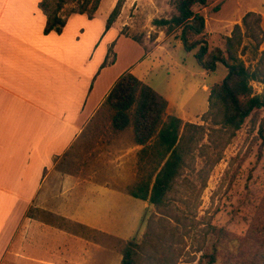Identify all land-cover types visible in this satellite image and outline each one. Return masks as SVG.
<instances>
[{
    "label": "crops",
    "instance_id": "obj_1",
    "mask_svg": "<svg viewBox=\"0 0 264 264\" xmlns=\"http://www.w3.org/2000/svg\"><path fill=\"white\" fill-rule=\"evenodd\" d=\"M41 1L0 0V264H93L97 256L101 264L106 244L53 219L140 240L144 214L154 206L130 195L137 172L124 166L129 160L141 166L144 146L135 142L125 152V130L102 133L94 119L123 73L149 84L161 61L154 51L118 70L124 36L115 24L107 30L99 10L93 19L70 14L61 33L46 34ZM112 44L116 58L108 62ZM129 195L142 203L136 213ZM130 217L136 227L123 238Z\"/></svg>",
    "mask_w": 264,
    "mask_h": 264
},
{
    "label": "rangeland",
    "instance_id": "obj_2",
    "mask_svg": "<svg viewBox=\"0 0 264 264\" xmlns=\"http://www.w3.org/2000/svg\"><path fill=\"white\" fill-rule=\"evenodd\" d=\"M118 1L102 0L98 16L107 17L108 22ZM173 1L125 0L120 15L113 23L114 31L120 30L124 36L118 45L120 63L117 69L126 67L127 71L133 62H142L155 51L153 59L161 63L148 83L171 101L167 115L177 116L185 123L204 126L197 133L196 142L186 157V166L169 194L168 205L161 209L151 207L145 212L142 230L138 232L139 241L149 231L152 232L155 264H159L158 259L163 251L169 260L166 264H208L202 257L207 246L214 241L209 233L211 226L244 237L256 218L264 223V144L260 131L264 130V110L248 118L234 137L217 124L209 112L210 85L222 82L228 71L220 64L214 74L204 72L197 64L194 52L185 51L179 37L180 30L166 35L153 25L154 19L168 18L175 12ZM71 7L69 5L63 15ZM196 11L206 18V34L212 47L223 48L234 26L242 25L243 17L249 12L261 15L264 30V0H209L207 7H196ZM244 45H252V41L245 38ZM114 46L109 47L108 62L116 58ZM260 51H264V42ZM242 58L252 70L258 68L259 55L253 48L249 47ZM263 66L260 64L258 68L259 80L252 82L254 92L260 95H264ZM112 115V110L103 106L94 119L103 123L102 133L113 131L119 134L112 127ZM122 137L124 151L133 148L135 140L132 128L125 130ZM146 161L141 166L135 160L126 162L125 172H129L131 166L137 172L136 180L128 191L150 172V161ZM127 181L132 180L129 177ZM92 196L100 197L98 194ZM128 198L132 200L131 213H136L142 203L131 196ZM128 207L129 203L125 202L126 217ZM37 214L50 216L35 210L31 212V215ZM133 219L126 218L123 238L136 227ZM53 220L59 221L60 227L71 228L77 235L93 243L106 244L107 258L103 262L101 255V264H122L126 240L105 237L78 225L71 226L61 219ZM99 260L97 256L93 264H100ZM222 261L223 256L216 264Z\"/></svg>",
    "mask_w": 264,
    "mask_h": 264
},
{
    "label": "trees",
    "instance_id": "obj_3",
    "mask_svg": "<svg viewBox=\"0 0 264 264\" xmlns=\"http://www.w3.org/2000/svg\"><path fill=\"white\" fill-rule=\"evenodd\" d=\"M102 0H42L39 7L47 18L45 33H61L70 14L95 17ZM125 0H119L107 22L110 29L120 15ZM175 12L168 18H156L153 25L171 35L180 30V41L187 52H194L199 67L214 74L221 64L227 69L222 82L210 85L209 112L217 124L234 137L246 120L264 110V95L256 94L253 81L260 78L259 66L264 65L262 17L247 13L242 25L236 24L224 47H212L206 34V18L196 7H207L209 0H174ZM72 5L69 12H63ZM218 9V8H217ZM249 38L252 45L245 46ZM253 48L259 55L256 70L246 65L242 56ZM264 67V66H263ZM264 80V78H262ZM169 102L149 84L131 72L123 73L116 81L103 106L112 112V126L117 131L133 129L136 144L144 146L139 152L140 163L150 161V172L129 189L130 195L148 201L155 209L168 205L169 194L186 166V157L204 126L185 123L167 115ZM264 144V130L260 129ZM261 211V210H260ZM264 211V205L263 210ZM213 243L202 257L208 264H264V223L256 218L246 236H238L224 228L211 226ZM152 232L141 241L130 239L122 251V264H155ZM156 251L158 249L156 248ZM157 260V259H156ZM159 264H166L163 251Z\"/></svg>",
    "mask_w": 264,
    "mask_h": 264
}]
</instances>
